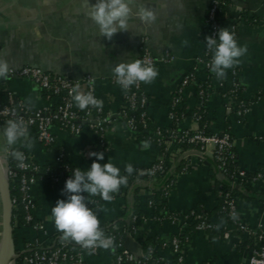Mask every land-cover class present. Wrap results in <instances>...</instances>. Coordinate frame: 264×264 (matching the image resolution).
Instances as JSON below:
<instances>
[{
    "label": "crops",
    "instance_id": "1",
    "mask_svg": "<svg viewBox=\"0 0 264 264\" xmlns=\"http://www.w3.org/2000/svg\"><path fill=\"white\" fill-rule=\"evenodd\" d=\"M222 1L217 14L218 30L228 27L229 31L235 33L238 44L247 47V53L240 58V63L231 68L236 71L240 97L246 102L245 110L240 115L233 110H225V100L217 92L215 79L206 77L200 66L196 79L206 80L211 85L203 104L207 130L210 133L227 131L235 165L252 173L264 170V101L258 98L264 94V0ZM92 3L95 0H0V59L6 60L10 68L32 65L72 79L90 75L96 98L103 101L102 108L110 114L102 147L98 144L97 135L86 126L78 133L71 134L53 125L51 131L55 138L51 145L40 144L35 139L34 131L29 130L34 147L29 150L18 141L13 148L21 149L40 166L56 165V154L62 151L66 161L82 170L90 168L96 159L89 155L92 152L103 153L104 159L97 162L104 164L110 159L120 169L121 175L129 163L134 167L132 174H141L157 162L168 167L164 178L155 176L148 183H137L140 185L137 189L138 205L144 214L137 219L135 229L126 235L138 245L137 255L141 253L143 241L152 238L164 240L182 232L183 221H157L152 218L146 203L151 190L158 189L169 178L171 184L164 205L158 210L181 214L189 210L207 213L208 220L221 226L222 219L215 212L217 202L213 177V174H219L215 172L210 158L200 160L190 155L185 163L173 145L159 146L150 137L136 138L130 134L117 116L122 107L124 91L111 80L116 64L138 59L139 39L144 37L153 57H169L167 61L153 65L158 76L152 83H142L147 97L146 114L152 129L172 126L174 122L168 115L170 98L182 75L203 52L208 34L205 12L209 0H132V17L129 21L132 28L114 34L110 40L100 35L98 26L90 18L89 5ZM145 5L157 13L153 25L139 19V10ZM185 40L188 41L187 45L183 44ZM0 82L3 89L27 105V100L31 98L33 108L49 104L43 92L28 79L7 77L0 79ZM198 106L196 87L194 84L186 85L181 91L179 107L189 112ZM195 124L189 115L184 114L175 126L193 128ZM5 125V122H0V132ZM3 142L0 135V146ZM4 154L0 150L1 161ZM246 185L237 187V214L247 225L264 229V194L258 186ZM63 189L46 177L34 182L30 187L34 203L33 217L43 225L45 232L27 225L11 226L13 249L20 250L35 239L48 244L53 239L52 235L59 234L50 217L56 201L66 199ZM126 189V186H121L119 192L113 194L111 202L101 199L92 208L100 226L115 219H125L127 212L131 215L132 199ZM82 195L93 197L87 193ZM188 233L182 247L183 264H245L248 248L235 247L236 243L246 241L244 235L232 234L225 239L206 231ZM155 251V257L146 264H176L175 255L170 249L159 247ZM113 253L111 246L84 257L88 264H113ZM7 264H13L12 260Z\"/></svg>",
    "mask_w": 264,
    "mask_h": 264
},
{
    "label": "built area",
    "instance_id": "2",
    "mask_svg": "<svg viewBox=\"0 0 264 264\" xmlns=\"http://www.w3.org/2000/svg\"><path fill=\"white\" fill-rule=\"evenodd\" d=\"M223 5L222 0H209L207 10L205 12V23L208 26L207 36L216 37L218 32L217 14ZM209 51L204 46L202 54L195 58L194 63L188 71H186L180 78L174 94L170 98L168 105V115L174 122L180 117H174L173 109L178 107L181 102V91L188 84H194L197 91L198 108L204 107V101L211 85L205 80L204 86L198 84L196 79V71L199 66L203 69H208L211 63V56ZM146 63L154 65L156 62H165L169 59L167 55L155 58L150 53L145 44V38L139 39V57ZM232 75L236 74L234 69L226 70V73ZM213 77L215 79V86L219 95L225 100V110L231 111L236 115H240L246 107V104L237 99L238 83L234 79L228 89L223 88V79H218L210 70L206 73V77ZM7 77L25 78L34 83L44 94L47 105L42 107H29L23 100L15 97L10 91L3 89L2 82H0V92L4 90V100H0V120L7 122L9 119L19 117L27 125L28 129H33L35 139L42 145H51L54 142V134L51 131L53 125L67 131L71 134L78 133L83 126L93 130L98 137V144L100 147L104 145L103 133L109 121L110 114L103 108H92L80 111L75 105L70 95V89L76 84L80 85L81 91L94 94L93 78L90 75H84L79 79H72L66 75H61L53 72L43 71L38 67L32 65H24L18 68H10ZM217 78V80H216ZM207 79V78H206ZM116 83L115 77L111 78ZM90 82H92L90 84ZM124 91V90H123ZM96 97V96H95ZM264 101V94L258 97ZM147 97L142 88V82L130 87L124 91L123 103L117 116L122 121L126 130L131 134L138 129H146V114ZM136 113H135V112ZM134 112V113H133ZM205 113V109L203 108ZM200 114L193 113L191 119L196 126L193 128H177L170 126L166 128L155 127L150 132L148 137L152 138L156 145L171 144L175 147L178 155L182 161L187 160V157L194 155L200 160L210 158L211 164L216 173L221 175L223 182L227 185L225 191L219 189L215 190L216 196L221 198L220 209L225 212V215L230 220L228 229H224L221 233L222 238H229L232 234V229H235L240 234L244 235L246 239H251V244L248 247V255L245 264H264V229L260 226L252 227L247 225L237 214L236 210V196L232 193V188H237L242 184L256 185L264 194V172L254 171L248 175L236 165L231 171L226 170V164L234 161V155L231 148V139L227 131L221 133L205 134V125L199 126ZM140 127V128H139ZM26 157L23 165L16 163V169L19 171L17 176V190L18 195L10 199V203L21 204L23 209V222L25 225L34 230L45 232L43 225L34 219L33 209L34 203L30 196V187L34 182L42 177L48 178L53 183L60 182L61 187L64 188L65 181L73 175V167L65 160L64 153L58 151L55 157V163L60 168V173H65L61 180L58 177L47 173L48 169L43 168L40 171V165L32 161L28 155L22 151ZM7 153L3 156L4 173L6 179L13 178L16 172L6 164ZM185 163L182 165L185 166ZM168 167L162 162H157L151 165L148 169L143 171V175L149 178L160 176L164 178L167 174ZM171 184V179H167L160 184L163 190L164 197L167 194L168 187ZM152 190L149 194L151 196ZM67 198V194H66ZM147 205L151 204V200H147ZM88 207L96 205L93 198L87 200ZM190 217L195 222L194 229L205 231L211 229L212 224L207 221V216L203 212L189 210L186 213H179L174 211L158 210L157 214L153 215V219L167 220L171 223L188 220ZM235 217V219H233ZM141 218V217H139ZM135 221V218H133ZM136 226H131V231ZM131 231L127 232L130 233ZM106 236L113 237L112 248L115 251L114 264H146V262L154 258L152 250H149L146 255L135 254L126 250L122 246V238H118L115 234L109 233ZM186 241L182 243L176 236H171L164 239L159 247L168 248L175 255V263L183 264V250L182 247ZM76 243V242H75ZM77 244V243H76ZM98 252V247L86 249L77 244V248L73 249L70 240L62 239V236L51 239L48 244L39 243L36 239L32 242L26 243L22 249L11 252V259H17L18 264H88L85 260V255H95ZM208 264V263H204Z\"/></svg>",
    "mask_w": 264,
    "mask_h": 264
},
{
    "label": "clouds",
    "instance_id": "3",
    "mask_svg": "<svg viewBox=\"0 0 264 264\" xmlns=\"http://www.w3.org/2000/svg\"><path fill=\"white\" fill-rule=\"evenodd\" d=\"M131 3L132 0H95V3L89 5L90 18L98 26L100 35L110 40L114 34L127 32L132 28L129 23L132 17ZM139 19L153 25L157 20V13L145 5L139 10ZM187 43V40L183 41L184 45ZM205 45L212 53L210 71L218 79H224L226 70L238 65L240 58L247 53L246 45H239L235 33L229 31L228 27L220 28L215 38L205 36ZM9 71L8 62L0 59V79L7 78ZM112 71L116 83L124 91L138 82L150 84L158 76L157 69L142 59L120 62ZM70 95L81 110L103 106V101L97 99L91 91H81L79 84L70 89ZM27 103L29 107L34 106L31 98ZM0 135L4 141L0 150L22 166L26 157L22 151L13 148V145L20 141L24 148L31 150L34 147V140L29 135L27 125L19 117L9 119ZM89 155L96 159L87 170L78 167L72 169L73 175L65 181L63 189L67 198L56 201L55 206L51 208L50 219L57 231L62 233V239L74 241L86 249L95 247L109 249L113 244V237L106 236L100 228L96 212L88 207L86 196L82 193L99 196L102 200L111 202L114 199L113 194L118 193L121 186H127L128 176L134 172V167L130 163L126 164L124 171L127 175H121L120 169L110 159L104 164L97 162L104 159L103 153L92 152ZM223 223L222 219L221 224ZM213 240L215 242V238Z\"/></svg>",
    "mask_w": 264,
    "mask_h": 264
},
{
    "label": "trees",
    "instance_id": "4",
    "mask_svg": "<svg viewBox=\"0 0 264 264\" xmlns=\"http://www.w3.org/2000/svg\"><path fill=\"white\" fill-rule=\"evenodd\" d=\"M209 55L212 57L211 51H209ZM208 70H210V67L208 69H204V72L207 73ZM236 78H237L236 74L232 75V74L227 72L226 77L223 79V88L225 90L228 89L230 87L231 81L233 79L235 81H237ZM216 80H217V78H216ZM204 82L205 81H203V80H199L198 84L199 85L201 84L202 86H204ZM237 99L240 100L241 102H243L244 104H246V102H244L242 100V98L240 97L239 88L237 91ZM0 100L1 101L4 100V90L0 92ZM203 108L204 107H199V108H196L192 111L184 112L183 108L178 106V107H175L173 109V115H174V117H180V116H183L184 114H187L191 117L193 113L200 114L201 117L198 121L199 126L201 127L202 125H205L204 132H205V134H209L210 132L207 130L206 121L204 120L205 113L203 112ZM80 111H82V110L80 109ZM0 122H1V120H0ZM172 126H175V124L173 123ZM30 130L32 131L33 129H30ZM151 131H152V126L150 125V122L147 119L146 120V129H138L136 132L131 133V134L133 136H135L136 138H146L150 135ZM19 150L22 151L21 149H19ZM5 160H6L5 162H6L7 166L16 172V175L13 178L7 179V188H8V193H9V199H11V198L16 197L18 195L16 179H17L19 171L16 169V163L17 162L15 160L11 159L9 156H7ZM3 166H4V164H3ZM44 167H46L48 169L47 173H50V174L58 177V180H61L63 178V176L66 175L65 173H62V174L60 173V168L57 165H54V166L42 165L40 167L41 172H42ZM233 168H235V162L234 161L228 162L226 164V170H228V172L231 171ZM259 171L264 172V170H259ZM122 175H127V174L124 173ZM248 175H250V173H248ZM213 177H214V183H215V190L219 189L221 191H225L227 189V185L223 182L221 175L213 174ZM152 178L153 177L149 178L146 174L145 175H143V174H131L130 176H128V183L126 186V188H127L126 192H128L131 195V199H132L131 215H129L128 220L115 219V220L109 222L108 224L101 225L100 228L103 230L105 235L112 233V234H115L118 238L123 239L126 236V233L131 230V226L136 225L137 219L139 217L143 216V214H144L143 211L139 209V205H138L139 196L137 195V189L140 188V185L137 183L138 182L140 183L141 181L148 183V180H150V179L152 180ZM55 184L58 186H61L59 181L56 182ZM240 186L245 187L247 185L242 184ZM231 191L233 194H235V196L239 193L237 188H232ZM89 198L95 199L96 202H99L101 200V198L99 196L86 197L87 200ZM164 198L165 197L163 194V190L161 188H158V189L153 188L152 189L151 196H149L146 199V201L149 199L151 200V204L149 205V209H150L152 215H155L157 213V210L159 208L163 207ZM215 198H216V202H217L215 212L221 219H223L224 223L218 228L217 227L218 224H215V223H213L207 219V221L212 224V228L206 229L205 231L209 232V233H214L218 236H221L222 231L224 229H228V226H230V220H228V217L225 215V212L220 209L221 198L216 196V193H215ZM93 207L94 206H91L90 208L92 209ZM205 215L208 216L207 213H205ZM133 218H135V221L133 220ZM191 218L192 217H190L187 221L182 222L181 223L182 232L174 235L180 240L181 243L184 240L187 241V237H188L187 235L189 234L188 232L195 231V229H194L195 222ZM14 225H25L23 222V209H22L21 204L19 202L11 204V226L13 227ZM231 234L239 235L240 233L238 231H236L235 229H232ZM60 235L62 236V233L59 232V234L52 235L51 237L55 238V237H58ZM162 241H163V239H158V238H152V239H148V240L143 241V243L141 244V253L143 255H146V253L149 250H152V256L155 257V254H156L155 248H159V245ZM251 242H252L251 239L248 238V239H246L245 242L236 243L235 247H237V248L238 247H244L247 249L249 247V245L251 244ZM70 243H71V245H73V249L77 248V244L74 241H70ZM100 249H103V248L98 247V250H100ZM113 254L115 256V251ZM12 262H13V264L19 263V261L17 259H14ZM122 264H124V263H122ZM126 264H128V263H126Z\"/></svg>",
    "mask_w": 264,
    "mask_h": 264
},
{
    "label": "water",
    "instance_id": "5",
    "mask_svg": "<svg viewBox=\"0 0 264 264\" xmlns=\"http://www.w3.org/2000/svg\"><path fill=\"white\" fill-rule=\"evenodd\" d=\"M0 204H1V239H0V264H7L11 259V252L13 250L11 245V203L7 188V179L4 173L3 158L0 160ZM129 213L125 220L129 219ZM122 246L132 252L136 253L138 245H136L129 236H125L122 241Z\"/></svg>",
    "mask_w": 264,
    "mask_h": 264
}]
</instances>
